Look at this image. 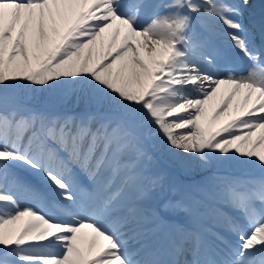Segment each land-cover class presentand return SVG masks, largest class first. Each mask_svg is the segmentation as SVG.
Returning a JSON list of instances; mask_svg holds the SVG:
<instances>
[{
  "label": "snow or ice",
  "instance_id": "1",
  "mask_svg": "<svg viewBox=\"0 0 264 264\" xmlns=\"http://www.w3.org/2000/svg\"><path fill=\"white\" fill-rule=\"evenodd\" d=\"M0 264H264V0H0Z\"/></svg>",
  "mask_w": 264,
  "mask_h": 264
},
{
  "label": "bare ground",
  "instance_id": "2",
  "mask_svg": "<svg viewBox=\"0 0 264 264\" xmlns=\"http://www.w3.org/2000/svg\"><path fill=\"white\" fill-rule=\"evenodd\" d=\"M257 1H258V0H254V2H257ZM226 94H227V90H223V89H222V92H221L220 94H218L217 97L214 98L213 101H210V102H209V105L206 106V107H207V110H208V114H209V116H211V114H212V110H213V108L215 107V105L218 104V103L220 102V100L222 99V97H223L224 95H226ZM237 99H239V98H237ZM235 103H236V101L234 100V101H233V107H234ZM226 119H227L226 117H222L221 120L218 121L217 124H215L213 127H218L221 123L225 122ZM245 147H251V145H247V146H245ZM162 161H163V164L167 165V163H166L164 160H162ZM167 166H168V165H167Z\"/></svg>",
  "mask_w": 264,
  "mask_h": 264
},
{
  "label": "rangeland",
  "instance_id": "3",
  "mask_svg": "<svg viewBox=\"0 0 264 264\" xmlns=\"http://www.w3.org/2000/svg\"><path fill=\"white\" fill-rule=\"evenodd\" d=\"M256 3V2H254ZM156 166L159 167L160 169H167V165L163 164V161L162 160H158L157 163H156Z\"/></svg>",
  "mask_w": 264,
  "mask_h": 264
}]
</instances>
